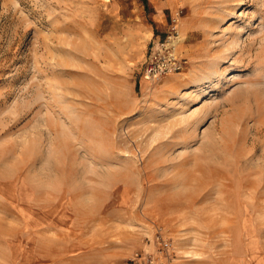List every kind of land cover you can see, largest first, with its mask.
Listing matches in <instances>:
<instances>
[{"label": "rangeland", "instance_id": "1", "mask_svg": "<svg viewBox=\"0 0 264 264\" xmlns=\"http://www.w3.org/2000/svg\"><path fill=\"white\" fill-rule=\"evenodd\" d=\"M144 248L264 264V0H0V264Z\"/></svg>", "mask_w": 264, "mask_h": 264}, {"label": "built area", "instance_id": "2", "mask_svg": "<svg viewBox=\"0 0 264 264\" xmlns=\"http://www.w3.org/2000/svg\"><path fill=\"white\" fill-rule=\"evenodd\" d=\"M181 12L182 9L175 12L171 18L169 32L159 38L152 49L144 69L145 78H160L171 72L182 71L186 67L187 58L178 52L180 35L177 23ZM161 244V249H167L169 246L166 241H161ZM130 264H158V257L148 248H144L133 253Z\"/></svg>", "mask_w": 264, "mask_h": 264}, {"label": "crops", "instance_id": "3", "mask_svg": "<svg viewBox=\"0 0 264 264\" xmlns=\"http://www.w3.org/2000/svg\"><path fill=\"white\" fill-rule=\"evenodd\" d=\"M130 264V263H129Z\"/></svg>", "mask_w": 264, "mask_h": 264}]
</instances>
